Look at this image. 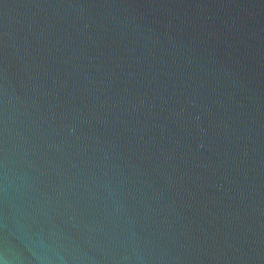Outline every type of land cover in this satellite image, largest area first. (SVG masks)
Here are the masks:
<instances>
[{
    "label": "water",
    "instance_id": "water-1",
    "mask_svg": "<svg viewBox=\"0 0 264 264\" xmlns=\"http://www.w3.org/2000/svg\"><path fill=\"white\" fill-rule=\"evenodd\" d=\"M0 264H264V0H0Z\"/></svg>",
    "mask_w": 264,
    "mask_h": 264
}]
</instances>
